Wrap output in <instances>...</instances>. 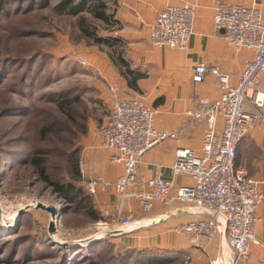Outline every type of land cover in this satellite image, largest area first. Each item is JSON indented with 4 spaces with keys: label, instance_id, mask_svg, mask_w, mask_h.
<instances>
[{
    "label": "rangeland",
    "instance_id": "rangeland-1",
    "mask_svg": "<svg viewBox=\"0 0 264 264\" xmlns=\"http://www.w3.org/2000/svg\"><path fill=\"white\" fill-rule=\"evenodd\" d=\"M31 1L0 0V264L126 263L117 260L123 253L118 235L97 226L110 220L93 198L98 220L75 205L66 207L28 163L36 153L46 160L51 181L71 180L70 155L78 156V168L87 163L108 110L107 85L124 79L113 49L82 34L78 23L84 16L98 37L111 39L121 26L114 19L113 25L95 22L89 13L59 15L58 0L29 10ZM108 1L115 18L116 0ZM128 48L122 41L125 58ZM62 100H70L63 110ZM76 185L83 188L80 176ZM40 204L56 209L57 225ZM154 250L170 259L166 264L190 263V252Z\"/></svg>",
    "mask_w": 264,
    "mask_h": 264
},
{
    "label": "built area",
    "instance_id": "built-area-1",
    "mask_svg": "<svg viewBox=\"0 0 264 264\" xmlns=\"http://www.w3.org/2000/svg\"><path fill=\"white\" fill-rule=\"evenodd\" d=\"M155 14L149 25L148 38L152 46L184 50L194 33L195 7L185 0H175ZM213 20L216 29L223 31L225 41L236 49H248L253 57L246 62L235 84L216 67L206 68L198 63L193 69L191 83L202 85L208 75L216 78L220 96L213 101L199 99L194 109L184 112L188 123L205 122L200 152L191 148H177L171 164L173 176H186L189 184L175 185L157 173L143 177L138 173L142 157L152 147L167 141L179 143L182 129L164 131L154 125V110L138 98L124 97L120 86H109L108 110L96 130L101 145L110 151L108 162L121 166L122 173L112 182L95 179L87 163L78 170L83 189L90 196L98 185L110 189L117 202V216L113 222L119 233H130L142 226L131 212L122 217L132 203L143 213L155 203L164 207L186 205L194 218L173 227L194 249L202 243L220 239L224 248L208 264H240L250 258L252 245L263 249L264 240L256 238L257 209H264V175L260 179L248 177L235 166L238 142L250 136L256 125L264 128V21L262 11L255 6L226 4L215 1ZM221 119V127L218 120ZM56 215V214H55ZM57 225L56 216L53 218ZM107 234H115L110 222Z\"/></svg>",
    "mask_w": 264,
    "mask_h": 264
},
{
    "label": "crops",
    "instance_id": "crops-1",
    "mask_svg": "<svg viewBox=\"0 0 264 264\" xmlns=\"http://www.w3.org/2000/svg\"><path fill=\"white\" fill-rule=\"evenodd\" d=\"M226 4H242L255 6L262 11L264 21V0H185L195 7L194 33L184 50L165 47L156 48L148 38L149 25L157 12L175 4V0H116L117 14L114 20L121 29L118 38L129 46L126 60L132 71L141 75L135 86L130 88L125 78L107 85V104L109 100V86H120L126 98H138L154 114V125L157 129L173 131L182 129L179 143L167 141L152 147L142 157L138 166V173L143 177H150L157 173L164 180H171L175 185L189 184L186 176H173L171 164L175 159L177 148H191L200 152L202 134L205 122L188 123L184 112L196 108L199 99L213 101L220 96V89L215 77L208 75L202 85H193L191 76L198 63L205 64L206 68L216 67L230 77V85L235 84L247 61L253 57L248 49H236L229 45L222 36L221 30L216 29L213 20L214 2ZM264 87V75L261 79ZM133 90V91H132ZM264 114V108L262 110ZM221 127V119L218 120ZM87 159V165L95 179L112 182L122 173L121 166H114L108 162L111 154L101 142L93 144ZM235 166L243 169L247 176L260 179L264 175V128L256 125L252 134L237 143ZM99 208L102 218L110 220L113 228L117 216V202L110 189L98 185L96 193L91 196ZM113 200V203L111 202ZM113 204V205H112ZM115 204V206H114ZM114 206V209L112 207ZM188 210L186 205L172 204L164 207L155 203L153 209L143 213L137 204L132 203L126 208L122 217L129 216L140 220L142 226L130 233L118 235L119 244L134 249H165L190 252L189 264H208L223 246L220 239L202 243V249L192 248L181 235L173 233V227L183 224L194 217L190 214H180L179 211ZM105 214V215H104ZM259 219L256 227V238L264 240V209H257ZM163 219L162 222L153 223ZM153 223V224H152ZM117 231V230H115ZM263 249L252 245L251 256L240 264H264Z\"/></svg>",
    "mask_w": 264,
    "mask_h": 264
},
{
    "label": "trees",
    "instance_id": "trees-1",
    "mask_svg": "<svg viewBox=\"0 0 264 264\" xmlns=\"http://www.w3.org/2000/svg\"><path fill=\"white\" fill-rule=\"evenodd\" d=\"M49 2L50 0H33L31 1L28 9L33 10L32 8L34 7L43 9L48 7ZM108 2L113 4V2L108 0H58L54 8L59 15L67 14L70 16H82L83 13H89L93 21L113 25L114 23L112 20L114 18L113 15L109 13V7L107 6ZM114 21L115 23H118L116 20ZM78 24L81 33L86 35L88 38H91L97 45H106L107 47L113 49L114 53H116V60L114 59V63L118 72H120L121 76L127 80L130 88L137 89L135 83L139 78H141V75L139 72L132 71L130 69L125 56L122 54L121 39L103 38L101 36L98 37L89 29L87 20L84 16L80 19ZM69 103L70 100H62L61 103L59 102V107L63 110L64 107H66L65 105ZM82 132H84V130ZM21 158L24 157L21 156ZM45 162L46 160L39 158L37 153L35 155L32 154L31 159L28 161V163H30L35 169L39 168L38 170L40 171L41 176H43L44 181L52 188L53 193L62 200L66 207L71 208L72 205H75L77 208L82 210L86 216H90L92 219L98 220V214L95 211L92 197L88 193H85L81 186L76 185V181L79 176L78 156H76V154L74 156L73 154L69 157L68 171H70L72 176L70 181H51L45 171ZM119 248L123 253H121V256L117 257V260L122 259L123 262L128 260L123 264H166L167 261L170 260L165 258L163 255L156 253V250L154 249L136 250L134 248H128L122 244L119 245ZM96 250L98 249H95V251ZM67 253L70 254V252ZM24 255L26 256L25 258H27V255ZM164 260H166V262H164Z\"/></svg>",
    "mask_w": 264,
    "mask_h": 264
},
{
    "label": "water",
    "instance_id": "water-1",
    "mask_svg": "<svg viewBox=\"0 0 264 264\" xmlns=\"http://www.w3.org/2000/svg\"><path fill=\"white\" fill-rule=\"evenodd\" d=\"M221 33H223V31H220ZM42 208L43 210H45L47 213H49L50 214V217H51V219H53L54 217H55V214H56V209H54L53 207H45V206H43V205H39L38 206V208ZM179 213L180 214H185V213H187V214H189V212H188V210H185V211H179ZM163 221V219H161L160 218V220H157V221H153V223H159V222H162ZM152 223V224H153ZM48 232L49 233H53L54 232V224H53V222H50V224H49V228H48ZM114 233L115 234H121V233H119V231H114Z\"/></svg>",
    "mask_w": 264,
    "mask_h": 264
},
{
    "label": "bare ground",
    "instance_id": "bare-ground-1",
    "mask_svg": "<svg viewBox=\"0 0 264 264\" xmlns=\"http://www.w3.org/2000/svg\"><path fill=\"white\" fill-rule=\"evenodd\" d=\"M118 234V233H117Z\"/></svg>",
    "mask_w": 264,
    "mask_h": 264
}]
</instances>
